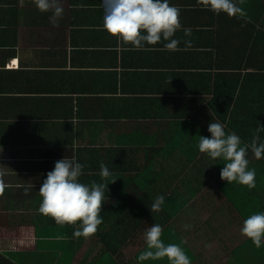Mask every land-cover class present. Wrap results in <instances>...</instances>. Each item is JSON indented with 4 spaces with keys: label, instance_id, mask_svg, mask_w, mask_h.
<instances>
[{
    "label": "crops",
    "instance_id": "obj_1",
    "mask_svg": "<svg viewBox=\"0 0 264 264\" xmlns=\"http://www.w3.org/2000/svg\"><path fill=\"white\" fill-rule=\"evenodd\" d=\"M62 3L53 28L33 0H0V264H137L156 223L194 264L234 259L218 261L224 241L245 252L243 221L264 212V158L249 150V189L222 181L224 162L197 144L212 120L245 143L264 126V0H238L233 17L170 0L180 9L174 52L118 44L102 27V0ZM65 157L85 165L82 183L109 184L88 238L38 212L40 185ZM158 194L165 203L152 214Z\"/></svg>",
    "mask_w": 264,
    "mask_h": 264
},
{
    "label": "clouds",
    "instance_id": "obj_2",
    "mask_svg": "<svg viewBox=\"0 0 264 264\" xmlns=\"http://www.w3.org/2000/svg\"><path fill=\"white\" fill-rule=\"evenodd\" d=\"M34 6L41 13H50L48 19L53 28L59 27L65 9L62 0H33ZM206 10L229 17L242 13L238 0H198ZM104 8L103 29L117 39L118 44L134 49H145L163 43V49L179 51L181 40L174 38L181 28L180 9L170 4V0H102ZM184 36H191V29H183ZM186 47L190 40H184ZM210 137L199 136L197 149L212 160L220 159L224 163L220 178L228 184L233 182L255 188L256 171L249 167V150L256 159L264 158V140L260 133L264 126L258 125L250 143L242 141L236 132L226 133L225 126L212 120L208 126ZM85 165L74 157H65L55 163L54 169L47 173L40 185L41 203L38 212L51 217L58 225H76L74 238H88L95 234L102 225L100 213L104 204L105 190L108 183L93 181L85 184L80 181ZM100 177L107 181L112 175L103 163L100 165ZM114 180L112 183H114ZM165 197L158 194L151 206V213L162 210ZM185 231L192 229L185 224ZM241 235L250 240L256 248L264 247V212H257L243 221ZM163 228L153 224L144 233L145 251L137 257V264L145 261L167 259L168 264H192L181 244H165L162 240ZM183 243V242H181ZM212 245L206 243L205 248Z\"/></svg>",
    "mask_w": 264,
    "mask_h": 264
},
{
    "label": "trees",
    "instance_id": "obj_3",
    "mask_svg": "<svg viewBox=\"0 0 264 264\" xmlns=\"http://www.w3.org/2000/svg\"><path fill=\"white\" fill-rule=\"evenodd\" d=\"M240 242L242 243L244 241H240ZM245 242L247 243V244L245 243L246 244L245 247L247 250L244 252V251H242L243 250L242 248L240 250L238 249L240 243L238 246L231 248L228 245L227 241H224V243L226 244L225 245V248H226L225 252H227V253L220 255L218 261L222 262L227 258V256L229 254H233L234 259L224 262L225 264H264V247L258 249L255 247V245L250 240H247ZM190 260H191L192 264L197 263L196 257H195V259H194V257L190 258ZM215 262H217V261H215ZM144 264H147V263L145 262Z\"/></svg>",
    "mask_w": 264,
    "mask_h": 264
},
{
    "label": "rangeland",
    "instance_id": "obj_4",
    "mask_svg": "<svg viewBox=\"0 0 264 264\" xmlns=\"http://www.w3.org/2000/svg\"><path fill=\"white\" fill-rule=\"evenodd\" d=\"M220 264H222V263H220Z\"/></svg>",
    "mask_w": 264,
    "mask_h": 264
}]
</instances>
